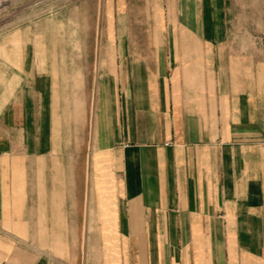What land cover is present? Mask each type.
Listing matches in <instances>:
<instances>
[{
	"label": "crops",
	"instance_id": "1",
	"mask_svg": "<svg viewBox=\"0 0 264 264\" xmlns=\"http://www.w3.org/2000/svg\"><path fill=\"white\" fill-rule=\"evenodd\" d=\"M155 13L93 60L85 149L86 56L0 35V264H264V39L226 0Z\"/></svg>",
	"mask_w": 264,
	"mask_h": 264
},
{
	"label": "rangeland",
	"instance_id": "2",
	"mask_svg": "<svg viewBox=\"0 0 264 264\" xmlns=\"http://www.w3.org/2000/svg\"><path fill=\"white\" fill-rule=\"evenodd\" d=\"M168 0H0V35L37 22V33L47 37L72 38L73 45H58V52L68 48L75 55L84 54L90 68V119L85 134L81 125L75 146H93L94 78L93 60L113 37L114 24L130 23L137 28L133 32L141 35L138 24L152 22L156 18L155 7H166ZM231 20L240 36L264 39V0H226ZM130 27V26H129ZM129 31V30H128ZM127 31V32H128ZM43 37V36H42ZM104 54V52H101ZM82 129V132H81ZM87 241V239H86Z\"/></svg>",
	"mask_w": 264,
	"mask_h": 264
}]
</instances>
